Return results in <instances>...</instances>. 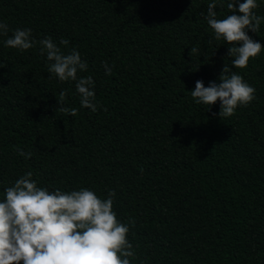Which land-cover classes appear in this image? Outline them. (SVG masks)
Returning <instances> with one entry per match:
<instances>
[{
  "label": "trees",
  "instance_id": "16d2710c",
  "mask_svg": "<svg viewBox=\"0 0 264 264\" xmlns=\"http://www.w3.org/2000/svg\"><path fill=\"white\" fill-rule=\"evenodd\" d=\"M211 2L0 0V200L29 171L49 191L112 190L117 218L134 221L130 264H264V48L233 68L204 18ZM227 2L216 0L218 19ZM16 29H31L33 48L4 46ZM248 35L264 47V19ZM47 37L87 63L77 76L94 80L95 112L74 81L49 78ZM224 65L255 89L227 118L190 93L218 83ZM63 90L75 116L58 109Z\"/></svg>",
  "mask_w": 264,
  "mask_h": 264
},
{
  "label": "clouds",
  "instance_id": "9594fccd",
  "mask_svg": "<svg viewBox=\"0 0 264 264\" xmlns=\"http://www.w3.org/2000/svg\"><path fill=\"white\" fill-rule=\"evenodd\" d=\"M216 0L207 6L204 17L216 40H223L228 47L227 55L235 57L232 67L244 69L250 58H256L262 48L261 43L248 35L256 33L262 17L255 15L257 0H228L227 8L231 14L223 19L217 18ZM239 13V14H236ZM7 25L0 22V35H7ZM31 29H16L4 41V46L21 52L34 47ZM40 52L46 55L49 78L60 82H75L80 96V106L97 110L94 80L89 77L78 78L77 73L87 70V63L81 60L74 48L62 52L50 37L39 41ZM60 44L67 45L62 39ZM192 48L189 53H196ZM106 74L111 68L104 65ZM216 81L207 87L197 80L190 92L193 101L210 109L219 102V117H231L240 106H247L255 99V89L243 77L231 72L224 65ZM59 111L70 116L77 114L76 108L64 107L67 91L60 92ZM26 159L32 153L17 149ZM31 171L17 178L4 189L0 200V264H130L135 250L128 240V224L122 223L113 210L115 191L109 190L106 199H101L87 188L65 192L60 189L49 191L39 187L32 179Z\"/></svg>",
  "mask_w": 264,
  "mask_h": 264
}]
</instances>
